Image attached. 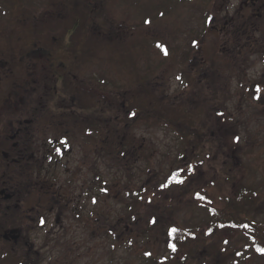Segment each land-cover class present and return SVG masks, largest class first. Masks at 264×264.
<instances>
[{
  "label": "flooded vegetation",
  "instance_id": "af4514ba",
  "mask_svg": "<svg viewBox=\"0 0 264 264\" xmlns=\"http://www.w3.org/2000/svg\"><path fill=\"white\" fill-rule=\"evenodd\" d=\"M117 1L0 0V211L2 205L6 210L0 215V230L2 225L6 230L1 240L16 244L22 255L31 253L30 232L60 229L65 218L61 203L78 207L83 196L80 191L61 195L51 186L41 185L38 178L43 175L46 180L52 166H67L74 147L90 148L76 162L80 167H97L100 159L113 164L142 157L143 140L129 134L131 124L146 118L148 101L162 109L163 82H149V77L159 79L158 67L153 72L143 61L131 72L120 70L130 88L122 94L111 90L104 95L98 63L85 56L95 55L93 48L84 47L85 36L91 33L113 43L110 66L124 68L116 62L122 60L127 49L116 41L126 35V18H130L125 5ZM195 1L190 0L192 17L203 23L202 30L190 32L187 59L177 66L184 85L187 82L192 88L195 81L203 86V105L208 115L213 109V86L222 87L219 116L223 115L227 124L249 112L247 100L264 107V66L259 76L250 73L253 70L249 67L258 51L264 55V0H202L201 9ZM161 46L155 43L160 50ZM114 76L109 72V85H114ZM132 82L138 88L134 92ZM231 86L239 87L234 94L228 92ZM260 89L263 94L258 95ZM235 98L236 105L228 108ZM14 166L29 167L31 177L8 192L2 179L4 168ZM72 210L71 217L79 219V209ZM33 255L46 264L45 255Z\"/></svg>",
  "mask_w": 264,
  "mask_h": 264
},
{
  "label": "rangeland",
  "instance_id": "374dc122",
  "mask_svg": "<svg viewBox=\"0 0 264 264\" xmlns=\"http://www.w3.org/2000/svg\"><path fill=\"white\" fill-rule=\"evenodd\" d=\"M117 2H122L125 5L126 13L130 18H126V35L123 39L116 41L118 46H125L127 49V54L121 56L122 60L116 62L117 65L124 68H115V70L110 66L109 49L113 47V43L104 42L103 37L97 38L91 33L84 39V47L88 46L95 51L94 56L89 54L85 56L89 59L93 58L98 63L100 79L104 82L100 83L101 94L106 95L112 92L111 90H116V94H122L127 88H130L121 73L123 69L131 72L134 70L133 67H138L139 62L143 61L144 64L153 68V72L158 67L156 74L159 79L149 77V82H155V80L163 82L161 97L164 102L166 100L169 103H174L181 100V103L187 108H192L190 116L193 120V128L191 131L194 132L196 128V131L202 135L201 144L194 142L192 145V142L184 139L186 132L176 134L168 129L162 120L156 121L152 119L151 115L147 121L140 120L131 124L133 128L129 131V134L135 139L142 138L144 151L142 157L137 156L130 160L122 159L121 163L115 161L113 164L104 163L100 159L97 174L96 171L88 169L90 166L88 163L82 167L77 164L82 157L86 156L90 148L84 146L82 150L81 148L77 150L74 147L68 155L67 168L70 172L73 171V178L79 180V185L83 186L84 182L95 174V176H101L103 188L116 180L119 182L120 190L115 183L113 186L116 185V187L113 188L112 196H108L99 193L101 185H93L94 192L87 190L86 195L83 194L80 197L78 207L75 204L68 205L63 201L61 205L65 218L60 229L56 231V228H53L52 231H49L50 228H47L45 231L30 232V252H34L36 255H46L50 260H54L55 257L50 252L58 240L56 234L60 233L61 241L66 244L64 249L70 248L73 251L67 253V264H147L148 260L157 262L158 258L159 264H178V257L183 258L184 256L181 255L189 253L194 256L192 263L198 258L206 257L208 260L206 264H264V254L258 253L251 246L250 231L244 232L237 228L224 226L215 229L212 234L207 232L208 225L212 220L221 216V212L228 202L238 205L236 209L240 211L242 217L254 221L255 224H261L264 230V107L258 106L257 102L247 100L249 112L247 111V114L244 112L243 116H236L225 124L223 115L219 116L222 112L220 94L222 87L213 86L212 113L208 115L205 108L203 110L194 109L204 103L203 86L194 81L195 85L192 88L188 86L190 89H187L183 83V75L180 76L181 73H179L181 69L177 66L178 63H183V58L187 59L190 32L202 30L203 23L192 17L190 0H118ZM195 2L199 7L202 0ZM157 6L159 7L156 8ZM120 11H117V14H121ZM146 19L147 21H144ZM262 29L264 30V27ZM156 42L162 44V51L159 47H155ZM158 50H160V54H158ZM141 52H143V57H141ZM116 56L118 57V54ZM200 56L203 55L197 54V57ZM252 59L249 62V67L253 71L250 73L259 76L264 66V55L258 51L257 56ZM124 63L128 65H124ZM184 69L186 72V66ZM109 72H113V76L116 72V76H114L116 79L113 80L114 85L108 84ZM151 75L149 74V76ZM131 84H133L131 85L132 92L138 89L136 82ZM238 88L237 86L228 87V92L230 93L231 90L234 94ZM190 90H192L195 100L192 99ZM257 93L261 95L263 91L260 89ZM149 94L152 95L150 91ZM233 94L231 95L233 96ZM234 100L237 99H232V101ZM191 102H193L192 105H190ZM236 103L237 101L228 103V108L235 106ZM171 105L167 104V108ZM162 111L157 106L155 112L159 115ZM217 111H219L218 116L216 115ZM209 116L211 117L209 118ZM62 167L64 169H61ZM62 167L58 168L60 175L57 176V179L65 181L67 172L64 171L67 170L66 166ZM172 170L180 171L185 178L184 181L174 189H169L168 186V188H163V191H158L157 195L154 190L163 185ZM151 176H154L152 180H150ZM149 180L152 185L144 193V197L151 198V202L139 210L142 216L146 214L144 220L143 217H140L143 224L142 229L131 226L135 231L131 234L130 232L126 235L122 234L120 237H125L122 241L112 243L114 242L112 239L113 249H110L109 253L104 249L108 244L106 238L97 234V236L94 235V242H98V250H95L94 255L83 259L82 253V257L78 252L76 253L77 248H80L83 243L92 241L91 237H88L87 229L94 227L92 224H94V218L99 217V212V219L103 218L106 220V223L104 222L106 225L110 224L114 228L116 219L126 218L124 213L126 203L128 206L134 204L136 207L137 205L132 199L134 196L136 198L132 190L136 191L140 187L139 183ZM124 184H127L128 190L123 188ZM203 189L209 198L208 202L196 198L197 193ZM51 190L58 191V189ZM79 191L81 192V190ZM100 194L103 195V199L99 197ZM53 195L57 197L54 192ZM239 195L245 197L246 200L238 201ZM106 196L111 198L107 199ZM228 198L229 201H227ZM3 206H1L2 213ZM73 207L81 212L79 219L77 216L71 217ZM93 209H97L99 212L84 220L85 215L90 214L89 212ZM155 214L158 216L159 223H156L158 226L152 225L146 231L144 225L148 223L147 219ZM54 218L55 215H52V222H54ZM120 222L116 230L120 228L121 232L123 228L130 227L123 220ZM172 224L180 230H185L188 235L183 243L177 245V250L170 254L167 253L166 248V232ZM191 234L196 236L193 237ZM11 235L14 236L12 232ZM0 250H11L16 255L23 256L22 250L18 251L13 242L5 243L1 240Z\"/></svg>",
  "mask_w": 264,
  "mask_h": 264
},
{
  "label": "trees",
  "instance_id": "16d2710c",
  "mask_svg": "<svg viewBox=\"0 0 264 264\" xmlns=\"http://www.w3.org/2000/svg\"><path fill=\"white\" fill-rule=\"evenodd\" d=\"M187 89H189L187 87V82H185V85ZM165 99V98H164ZM167 104L171 107L168 106L167 108ZM188 106V104H187ZM190 107V105H189ZM182 108H184L182 110ZM157 109V105L156 104H150V102L148 101L146 104V118H142V120H149L151 118V116H149V113H151V115L153 116L152 119H155L156 121H161L163 122V124L168 128L171 129L173 132H175L176 134L180 133V132H186V134H184V139H188V141L192 142V145H194V142L197 144H201V140H202V135L196 131L192 132V128H193V120L192 117L190 116V113L192 111V108H187L183 103L181 102H172L169 103V101L164 102L163 100V105H162V113H160L159 115L155 112ZM194 109H199V110H203L204 109V105L203 104H199L196 108ZM165 112V115H164ZM141 120V119H139ZM186 143V140H185ZM195 144V145H197ZM123 147V146H122ZM120 147L119 150H122L123 148ZM122 162V159L120 161V163ZM119 163V165L122 168V165ZM58 168L59 167H50L48 169V178L46 180H44L43 175H39L40 177L38 178V181L41 183V185L45 186H51V189H58V192L61 193V195H67L69 192H73V193H77L79 192V190H81V192L83 194L86 195V193L90 190L94 192V187L93 185H97L100 186V190L99 193L101 194H105V195H111L113 188L116 187V185L113 186V184L117 183V187L120 190V186H119V182H116V180L112 181L110 184H108L106 187L103 188L102 185V181H101V176H92L90 177L88 180H86L83 184V186L79 185V180H72L73 179V171L70 172V170H68L69 168H67V166L65 167L66 170L68 171H64L65 173L67 172L66 176L67 179L65 181H61L59 179H57V176L60 175V173L58 172ZM94 170V171H98L97 167L95 166H89L88 169ZM120 168V169H121ZM42 169L40 168V172L39 174L42 173ZM61 169H64L63 167ZM118 169V168H117ZM4 176L2 177V179L4 180L5 184L4 187L6 188V190L8 192H13L14 188L17 187L18 183H20V186H22L24 184V182H28L31 175L29 176V167L27 166H14V167H5L4 168ZM98 174V172H97ZM172 175V177H171ZM70 176H72V178H70ZM154 176H151L150 180L153 179ZM184 177L182 176L180 171H174L172 170L168 176V178L166 179V181L163 183V185H161L159 188L155 189L154 192L158 195V191H163V188H168L169 189H174L177 185L182 184V182L184 181ZM149 181H145V182H141L139 183V186L137 188L136 191L132 192L136 195V198L134 196L133 201L134 203H137L136 207L134 206V204L128 206V203H126V206L124 207L125 211V215L126 218H118L115 221L114 224V228H112V226L106 225V220L99 219L100 218V212L96 209H93L91 212H89L90 214L87 213V215H85V219L86 220L88 217L94 216L96 213L99 212V217L96 219L94 218V224H92L94 227H90L88 230L89 235L88 237H91L92 241L88 243L86 242V244L83 243V245L80 248H77L76 253L78 252V254L81 256V253L84 255L82 258L83 259H87L90 255H94L95 250L98 247V242H94L95 241V237L94 235H101L104 236L107 240V246L106 249L107 253H109L110 249H113V246L111 244L112 239H114V242L112 243H118V241H122L123 238L125 237H120L122 234H128L130 232L133 233V230L131 228V226L136 227V228H140L142 229V219L140 217H143V220L146 216V214L144 216H142V213L139 212L140 209L144 208L145 206H147L150 202H151V198L144 197V193L146 191H148V189H150V186L152 185V183ZM64 182V183H63ZM83 182V179L81 181V184ZM168 186V187H167ZM123 188L128 190L127 184L123 185ZM122 188V190H124ZM152 188V187H151ZM136 189V188H134ZM88 190V191H87ZM129 192H131V190H129ZM99 197H101L103 199V195H101ZM198 195L196 196L197 199L208 202L209 198L208 196H206L205 194V189L200 190L199 193H197ZM91 195H93L91 193ZM133 195V194H132ZM106 196V198L110 199L111 197ZM98 197V198H99ZM137 199V200H136ZM230 199L228 198L227 201H229ZM237 200L242 202V200H246L245 197H243L242 195H239L237 197ZM101 201V200H100ZM102 202V201H101ZM104 203V202H102ZM238 204V203H237ZM99 205V203H98ZM238 207V205L232 203V202H228L227 204H225V207L223 209V211L221 212V216H218L216 219L212 220V222L208 225L207 228V232L212 234V232L215 229H218L220 227H232V228H237L238 230L244 231V232H248L250 231V235L252 237L251 242V246L258 252V253H262L264 254V251H260V249H264V230H263V226L261 224H255L254 221H250L247 218H244L240 215V211L238 209H236ZM159 209H161L160 207H158ZM85 210V209H84ZM162 210V209H161ZM97 211V212H96ZM157 211V210H155ZM154 211V212H155ZM6 210H3V213H5ZM0 215H2L3 213L0 211ZM156 213V212H155ZM148 218V217H147ZM225 218H227V220H225ZM120 220H123V222L125 224H128L130 227L129 228H123V230L120 232V228L118 230H116V228H118V225L121 223ZM148 223L145 226V230L148 231L149 227H151L152 225H157L156 223L158 222V216L155 214V216H151L150 218L147 219ZM98 221V222H97ZM86 222V221H85ZM84 222V223H85ZM105 222V223H104ZM147 222V221H146ZM100 223H104V224H100ZM101 225V226H100ZM90 226V225H88ZM158 226V225H157ZM128 230V231H127ZM6 231L5 227L2 225V230H0V241H1V234ZM118 232V234H116V232ZM127 231V232H125ZM101 233V234H99ZM59 234V237H58ZM167 239H166V248H167V253H174L177 250V245L179 243H183L187 238L186 236L188 235L186 233V231L184 230H180L178 229L176 226H174L173 224L171 226H169L167 228ZM96 235V236H97ZM117 235V236H115ZM67 236V235H66ZM64 236V237H66ZM190 236V234H189ZM191 236L195 237L196 235L191 234ZM57 237V242H55V245L53 246V250L50 252L51 255L53 254L54 260H50L46 255L43 258L44 262L46 264H67L66 260L68 258V251L73 252L70 248H65L64 249V245L66 246V244H64L61 240V234L57 233L56 234ZM120 237V238H119ZM192 237V238H193ZM76 239H78L77 237H74ZM82 242V241H81ZM94 245V246H93ZM96 245V246H95ZM224 245V244H223ZM222 246V245H221ZM98 250V249H97ZM219 252V251H218ZM192 253L189 254H185V255H181L184 256L183 258H179L178 257V264H206L207 263V259L206 257L203 258H198L194 263H192L191 261L194 260V256H191ZM180 255V253H179ZM189 256H191V260L189 258ZM79 257V256H78ZM49 259V260H48ZM71 259V258H70ZM148 260V259H147ZM41 260L38 259L37 256H34L33 253H28L26 251V254L23 256H19L16 255L15 252L9 250V251H0V264H41L40 263ZM89 261V260H88ZM106 263H108V261H105ZM147 264H159V258L157 260V262H152L151 260H148V262H146ZM71 264V263H70Z\"/></svg>",
  "mask_w": 264,
  "mask_h": 264
},
{
  "label": "water",
  "instance_id": "95a60500",
  "mask_svg": "<svg viewBox=\"0 0 264 264\" xmlns=\"http://www.w3.org/2000/svg\"><path fill=\"white\" fill-rule=\"evenodd\" d=\"M2 192H3V191H1V193H2ZM7 197H8V196H6L5 198H7ZM5 237H6V235H5ZM11 238L13 239V238H15V237H14V236H12Z\"/></svg>",
  "mask_w": 264,
  "mask_h": 264
},
{
  "label": "snow or ice",
  "instance_id": "6c2138e0",
  "mask_svg": "<svg viewBox=\"0 0 264 264\" xmlns=\"http://www.w3.org/2000/svg\"><path fill=\"white\" fill-rule=\"evenodd\" d=\"M237 140H238V138H237ZM260 251H264V249H260Z\"/></svg>",
  "mask_w": 264,
  "mask_h": 264
}]
</instances>
